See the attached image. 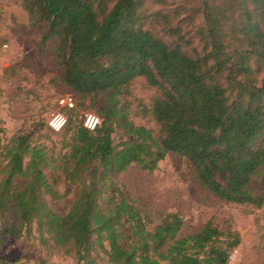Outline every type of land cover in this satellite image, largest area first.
Here are the masks:
<instances>
[{
	"label": "trees",
	"instance_id": "obj_1",
	"mask_svg": "<svg viewBox=\"0 0 264 264\" xmlns=\"http://www.w3.org/2000/svg\"><path fill=\"white\" fill-rule=\"evenodd\" d=\"M22 5L30 27L41 31L39 53L49 52L57 68L50 82L76 104L65 108V150L57 157L42 141L49 137L42 131H57L43 120L8 139L0 127V244L31 235L36 225L41 240L83 264H229L241 243L237 230L210 220L184 233L177 212L150 227L117 178L131 165L152 172L176 154L190 163L203 193L263 206L253 181L264 168V0H200L183 13L155 11L159 30L147 26L143 0ZM138 78L156 93L135 110ZM77 100L101 118L96 129L74 118ZM135 115L154 127L137 124ZM117 131L124 138L115 143ZM69 194L65 212L48 200Z\"/></svg>",
	"mask_w": 264,
	"mask_h": 264
},
{
	"label": "rangeland",
	"instance_id": "obj_2",
	"mask_svg": "<svg viewBox=\"0 0 264 264\" xmlns=\"http://www.w3.org/2000/svg\"><path fill=\"white\" fill-rule=\"evenodd\" d=\"M199 4L200 0H143L141 9L143 15H147V26L159 30L161 26L159 21H154L153 12L160 10L173 14L179 10L183 13ZM40 38L41 31L29 25L22 0H0V127L5 139L21 129L31 128L39 120L48 124L56 111L70 116L71 112L61 108L58 102L68 91L50 82L57 68L53 66L49 52L45 56L39 53ZM155 93L143 79L135 80L130 98L134 109L137 110L141 104H149ZM87 104L77 100L74 118L79 120L85 113L95 111ZM134 120L137 124L154 127L147 117L135 115ZM44 133L49 137L42 141L57 157L65 150L61 131L49 132L46 129L42 131ZM123 138L121 131L114 133L115 143ZM47 174L51 178V168L47 169ZM117 183L129 191L150 227L159 223L165 212H177L183 217L184 233L198 231L212 220L223 230L232 228L240 233L241 243L232 251L229 264H264V204L256 208L222 202L203 193L193 181L191 166L185 157L168 154L152 172L131 165L118 176ZM253 185L264 193V168ZM48 200L55 210L65 212L73 201V194L63 199L48 196ZM5 261L17 264H83L73 254L54 246L52 241L41 240L36 225L31 235L5 237L0 244V264Z\"/></svg>",
	"mask_w": 264,
	"mask_h": 264
},
{
	"label": "built area",
	"instance_id": "obj_3",
	"mask_svg": "<svg viewBox=\"0 0 264 264\" xmlns=\"http://www.w3.org/2000/svg\"><path fill=\"white\" fill-rule=\"evenodd\" d=\"M59 106L61 108H73L76 104L75 96L71 93H66L62 95L59 100ZM67 123L66 115L61 111H56L52 113L48 120L49 126L55 131H61ZM101 123V118L93 113L87 112L83 116V124L90 130H94Z\"/></svg>",
	"mask_w": 264,
	"mask_h": 264
}]
</instances>
